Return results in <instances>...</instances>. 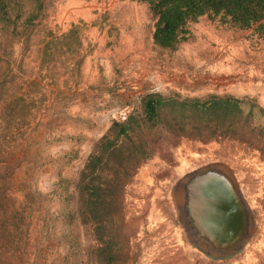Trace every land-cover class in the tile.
I'll return each mask as SVG.
<instances>
[{"label": "rangeland", "instance_id": "rangeland-1", "mask_svg": "<svg viewBox=\"0 0 264 264\" xmlns=\"http://www.w3.org/2000/svg\"><path fill=\"white\" fill-rule=\"evenodd\" d=\"M23 2L14 36L0 26L10 39L0 50V264H95L77 211L79 171L113 122L139 116L145 93L226 95L262 114L228 129L213 112L187 109L182 126L161 117L128 131L143 135L146 154L130 175L113 177L129 240L119 263L264 264V127L251 128L264 122V36L203 15L166 48L152 42L154 19L139 0H41L27 26L32 1ZM129 151L125 142L124 162ZM215 165L250 220L241 245L220 256L189 241L178 207L183 176Z\"/></svg>", "mask_w": 264, "mask_h": 264}, {"label": "trees", "instance_id": "trees-1", "mask_svg": "<svg viewBox=\"0 0 264 264\" xmlns=\"http://www.w3.org/2000/svg\"><path fill=\"white\" fill-rule=\"evenodd\" d=\"M24 0H0V26L9 25V34L13 35L17 24L16 18L21 13ZM31 14L22 21L23 26L30 23L41 7V0H31ZM153 16L151 31L152 42L160 47L173 48L181 40L189 36V23L203 15L217 17L226 26L252 27L264 36V0H139ZM29 22V23H28ZM28 23V24H27ZM19 34L21 31H18ZM0 32V50L6 51L10 39ZM14 36V35H13ZM7 40H9L7 42ZM12 41V38H11ZM3 54L0 51V55ZM6 59L0 56V79L3 80ZM7 78L4 77L5 81ZM141 114L138 117L128 116L122 123L113 122L107 134H103L95 143L79 171L77 184V211L80 220L90 225L94 245L89 249L95 264H120L126 259L129 240L123 232L124 212L121 207L122 196L116 195L114 176L119 171L124 174L134 170L146 152L143 150V135L136 141L128 131L140 121L145 126H153L162 117L167 124H183L186 110H193L195 115L206 114L210 119L211 112L218 117L219 126L231 129L235 125L251 123V114L257 117L262 114L258 107L249 105L246 109L239 98L231 96L197 97L160 96L157 93H145L142 97ZM246 102H244L245 104ZM166 112L170 120L166 119ZM228 109V110H227ZM244 109V110H243ZM216 111V112H215ZM218 111V113H217ZM177 114V116L175 115ZM230 117L225 122L226 117ZM242 116V118H240ZM165 123V122H164ZM140 124V123H139ZM139 127V126H138ZM260 130L264 122L255 120L251 128ZM112 131L113 134H112ZM11 135V134H10ZM127 142L131 151L125 153L124 162L120 153ZM128 150V148H127ZM139 152L138 155L135 153ZM126 179L120 182L122 187Z\"/></svg>", "mask_w": 264, "mask_h": 264}, {"label": "water", "instance_id": "water-1", "mask_svg": "<svg viewBox=\"0 0 264 264\" xmlns=\"http://www.w3.org/2000/svg\"><path fill=\"white\" fill-rule=\"evenodd\" d=\"M179 183V219L189 241L215 256L240 246L250 220L232 177L215 165L188 172Z\"/></svg>", "mask_w": 264, "mask_h": 264}]
</instances>
